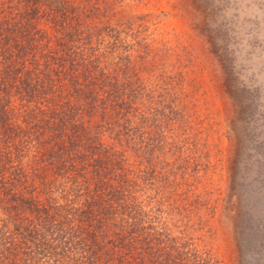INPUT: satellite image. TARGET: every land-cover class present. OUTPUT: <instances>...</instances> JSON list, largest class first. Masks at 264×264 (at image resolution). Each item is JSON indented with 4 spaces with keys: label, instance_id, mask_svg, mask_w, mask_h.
Here are the masks:
<instances>
[{
    "label": "trees",
    "instance_id": "trees-1",
    "mask_svg": "<svg viewBox=\"0 0 264 264\" xmlns=\"http://www.w3.org/2000/svg\"><path fill=\"white\" fill-rule=\"evenodd\" d=\"M112 6L0 0V264L185 262L191 226L162 225L180 207L141 165L178 158L188 121L139 78L144 27Z\"/></svg>",
    "mask_w": 264,
    "mask_h": 264
},
{
    "label": "rangeland",
    "instance_id": "rangeland-1",
    "mask_svg": "<svg viewBox=\"0 0 264 264\" xmlns=\"http://www.w3.org/2000/svg\"><path fill=\"white\" fill-rule=\"evenodd\" d=\"M106 1L108 15L144 27L139 78L170 89L173 120L188 121L170 132L186 133L178 158L149 154L141 165L162 179L156 198L180 207L162 225L191 226L184 264H264V0Z\"/></svg>",
    "mask_w": 264,
    "mask_h": 264
}]
</instances>
